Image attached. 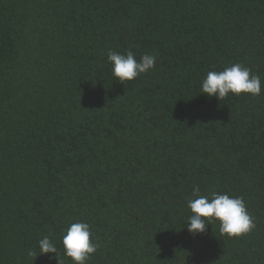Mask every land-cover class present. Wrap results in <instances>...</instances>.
Segmentation results:
<instances>
[{
    "label": "trees",
    "instance_id": "trees-1",
    "mask_svg": "<svg viewBox=\"0 0 264 264\" xmlns=\"http://www.w3.org/2000/svg\"><path fill=\"white\" fill-rule=\"evenodd\" d=\"M109 49L155 67L122 84ZM234 63L264 84V0H0V264H57L44 236L73 264L76 221L86 264H264V88L200 93ZM197 185L256 227L190 234Z\"/></svg>",
    "mask_w": 264,
    "mask_h": 264
},
{
    "label": "clouds",
    "instance_id": "clouds-1",
    "mask_svg": "<svg viewBox=\"0 0 264 264\" xmlns=\"http://www.w3.org/2000/svg\"><path fill=\"white\" fill-rule=\"evenodd\" d=\"M107 60L112 65V75L123 84L153 69L156 56L145 53L137 60L131 50L119 53L109 49ZM262 88L264 84L259 75L252 74L247 66L234 63L224 67L222 71L207 72L201 82L200 93L223 100L229 93L260 96ZM193 196L196 198L189 199L187 203L192 213L187 220V231L192 235L204 233L206 225L212 224L213 221H218L220 233L229 237L247 234L256 227L254 218L248 212L242 196H230L227 193L217 192H212L207 196L200 195L198 185L193 188ZM91 236V225L88 222L70 223L61 237L63 255L70 258L73 264H86L91 254L99 248L98 242H93L90 239ZM38 248L39 254H48L49 259L55 258L57 264H63L60 252L48 236L38 241ZM27 254L37 256L33 250H29ZM51 254H55V257Z\"/></svg>",
    "mask_w": 264,
    "mask_h": 264
}]
</instances>
